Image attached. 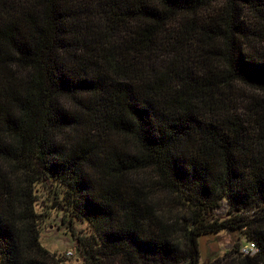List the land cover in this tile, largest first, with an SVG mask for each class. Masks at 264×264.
<instances>
[{
	"label": "trees",
	"instance_id": "16d2710c",
	"mask_svg": "<svg viewBox=\"0 0 264 264\" xmlns=\"http://www.w3.org/2000/svg\"><path fill=\"white\" fill-rule=\"evenodd\" d=\"M49 199L82 264H264V0H0V264Z\"/></svg>",
	"mask_w": 264,
	"mask_h": 264
},
{
	"label": "rangeland",
	"instance_id": "374dc122",
	"mask_svg": "<svg viewBox=\"0 0 264 264\" xmlns=\"http://www.w3.org/2000/svg\"><path fill=\"white\" fill-rule=\"evenodd\" d=\"M50 202V223L46 225L42 233L41 244L51 253H56L59 256L65 257V264H82L81 259L76 255H66L67 252H72L73 242L68 236L66 230V223L62 222V213L60 211V203L58 201ZM44 205L40 206V210ZM76 233L80 231L81 234L86 235V228L83 225L73 223ZM71 227V226H70ZM78 231V232H77ZM238 241V235L235 233L221 232L217 235H204L199 237V264H208L213 260L222 259L231 246ZM243 241V240H242Z\"/></svg>",
	"mask_w": 264,
	"mask_h": 264
},
{
	"label": "built area",
	"instance_id": "2783aa9c",
	"mask_svg": "<svg viewBox=\"0 0 264 264\" xmlns=\"http://www.w3.org/2000/svg\"><path fill=\"white\" fill-rule=\"evenodd\" d=\"M239 251L243 256H250V257L254 256L257 253V249L253 243H245L241 245Z\"/></svg>",
	"mask_w": 264,
	"mask_h": 264
}]
</instances>
